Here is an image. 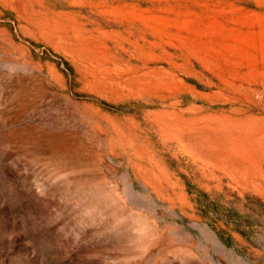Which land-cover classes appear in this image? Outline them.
I'll list each match as a JSON object with an SVG mask.
<instances>
[{
    "label": "rangeland",
    "instance_id": "374dc122",
    "mask_svg": "<svg viewBox=\"0 0 264 264\" xmlns=\"http://www.w3.org/2000/svg\"><path fill=\"white\" fill-rule=\"evenodd\" d=\"M0 264H264V0H0Z\"/></svg>",
    "mask_w": 264,
    "mask_h": 264
},
{
    "label": "bare ground",
    "instance_id": "6f19581e",
    "mask_svg": "<svg viewBox=\"0 0 264 264\" xmlns=\"http://www.w3.org/2000/svg\"><path fill=\"white\" fill-rule=\"evenodd\" d=\"M231 133H233V132H231ZM218 135V134H217ZM195 136V135H194ZM187 137H188V135H187ZM230 137V136H229ZM190 138V137H189ZM188 138V139H189ZM225 138V137H224ZM217 139H219V138H217ZM225 140V139H224ZM229 140H230V138H229ZM189 141H191V138H190V140ZM193 142V141H192ZM199 142V141H198ZM195 143H196V139H195ZM200 143V142H199ZM198 143V144H199ZM202 144H203V142H202ZM208 144V143H207ZM215 145V144H214ZM208 146V145H207ZM201 147H205V146H203V145H201ZM208 148V147H207ZM207 148H204V149H207ZM203 149V148H202ZM209 149V148H208ZM207 149V150H208ZM210 150H212V149H210ZM213 150H219V151H223V154H225L226 156H229V155H232V153H231V151L228 149V147L226 146V145H223V144H219V146H217V147H215V148H213ZM214 153V152H213Z\"/></svg>",
    "mask_w": 264,
    "mask_h": 264
}]
</instances>
